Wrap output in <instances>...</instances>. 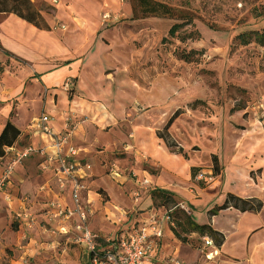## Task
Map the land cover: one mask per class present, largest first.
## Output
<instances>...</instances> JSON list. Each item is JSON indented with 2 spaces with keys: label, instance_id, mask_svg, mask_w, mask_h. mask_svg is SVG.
Listing matches in <instances>:
<instances>
[{
  "label": "rangeland",
  "instance_id": "374dc122",
  "mask_svg": "<svg viewBox=\"0 0 264 264\" xmlns=\"http://www.w3.org/2000/svg\"><path fill=\"white\" fill-rule=\"evenodd\" d=\"M31 1L49 24L50 29L43 31L50 34L54 32L61 41L67 37L69 40H65V43L68 46L73 45V40H82V45L87 46L95 33L125 34L114 35V38H118L114 42V51L121 58L130 53L132 78L139 80L150 96L156 93L163 98L160 104L163 113L160 128L176 109L179 110L167 135L176 144L171 150L176 151L182 146V153L195 161V170L191 174L193 183L200 187L213 184L219 186V182L225 179L223 169L226 164L238 159L245 169V183L249 182L256 188L258 186L260 192H264V45L253 37L248 38L247 44H242L238 37L242 32H264V0H152L171 9L170 13L163 15H142L138 11V0ZM3 16L0 15V21ZM175 23L181 26L173 35L168 34L169 28ZM9 24L11 30L17 31L20 39L8 37L7 34L3 41L32 61L10 54L0 45V79L4 83L16 78L23 66L32 69L39 53L48 51L51 46L46 36L27 32L11 22ZM124 37L126 43L122 40ZM109 43V36L102 37L103 45ZM183 52L188 60L181 58ZM60 64L61 61L55 59L52 68ZM27 71L28 68L21 73ZM58 88L63 89L68 96L75 91L74 86L67 90L63 86ZM26 98L28 100L17 108L19 118L16 120L19 124L39 110L38 104L32 102V97L26 95ZM11 99L13 106L10 115L13 116L15 103L19 101ZM156 105L151 102L145 108L146 105L137 101L130 108L132 111L135 109L134 114H140ZM3 116L4 112L0 111L1 120ZM126 122L117 124V130H126ZM26 129L29 130L28 126ZM25 143L23 140L22 144ZM114 156L122 160L124 154L115 151ZM213 156L218 161L217 174L213 169ZM39 160L37 156L24 159L22 169L18 166L15 172L22 179L12 176L10 185H6L4 191L11 199L24 200L36 216L34 228L38 227L41 231L36 236L29 235L34 228L29 231L25 229L19 236L10 238L14 240L20 237L28 241V236H34L31 247L35 248V254L41 258L38 264H70L62 255L66 260L70 257L81 260L84 247L72 237L68 240L67 234L65 236L58 231V218L48 216L50 202L62 201L57 194L59 187L56 178L41 175ZM4 164L5 160L0 159V168ZM95 165L94 172H97H93L92 178L103 179V185L96 186L95 190H98L99 201L108 204L107 209L103 208L100 214L92 211L88 215L87 224L92 228L90 222L98 221L108 229V236H114L127 226L124 220L130 216V211L124 202H111L112 195H108L106 185H111V191L115 190L116 195L120 193L122 196L124 193L129 198L136 199L138 196L141 199L143 194L139 186L142 183L137 182L131 172L128 180L123 183L112 178L110 173L116 166L120 173L128 172L124 164L118 161L106 160ZM23 170H28V173L24 175ZM200 172L206 175L212 173L213 178L200 180L196 177ZM235 185L239 191L247 190L242 180ZM116 195H113V200ZM174 198L184 204L179 198ZM6 203L3 195H0V222L17 229L13 212ZM154 205L170 212L171 226L178 230L173 219L175 205ZM184 210L190 214L187 207ZM219 220L227 225L229 221L235 222V216H221ZM247 223L248 220L240 225ZM182 234L186 238L184 241L173 234L171 227L170 231L165 229L162 244L153 261L159 264H175V261L180 264H251L248 255L232 256L219 252L222 244L217 246L214 239L208 245L204 236L197 232ZM222 234L224 241L225 235ZM32 259L26 260L25 264H35Z\"/></svg>",
  "mask_w": 264,
  "mask_h": 264
},
{
  "label": "crops",
  "instance_id": "0c3cea01",
  "mask_svg": "<svg viewBox=\"0 0 264 264\" xmlns=\"http://www.w3.org/2000/svg\"><path fill=\"white\" fill-rule=\"evenodd\" d=\"M0 15H4L0 21V45L10 54L29 60L3 41L7 34L8 37L20 39L17 31L11 30L12 26L9 22L18 25L19 28L27 32L46 36L51 43L48 51L43 50L42 53H39L40 56L34 60L32 69L23 66L20 74L8 83H4L0 79V111L4 112L3 119H0V131L7 120L12 121L20 129L21 133L14 142V146L17 148L27 145L45 147L46 153L53 155L50 139L32 126L33 118L45 112L54 118L52 125L56 132L73 129L70 144L78 150L76 161L89 165L80 171V176L86 185L82 192V203L89 208L88 215L94 210L95 213L100 214L103 212V208L107 209L108 204L99 201L98 190H95L96 186L103 185L101 177L92 178L95 164L100 165L102 161L106 160L108 162L118 161V163L124 164L123 166L128 172L120 173L118 166L112 169L110 174L117 182L123 183L128 180L130 172L136 177L137 182L142 183L143 180H147V183L139 186L140 193L143 194L141 199L138 196L136 199L129 198L124 193L122 196L120 193L116 195L115 190L111 191V185H106L108 195L110 197L112 195L111 202L119 204L124 202L130 211V216L125 217L124 220L127 226L122 229L121 234L133 233L140 224L150 221L151 218H159L162 230L170 231L169 223L163 218L166 209H158L151 197V189L158 187L172 192L175 197L179 198L184 203L183 205L190 210L194 221L199 224L210 223L214 229L224 233L225 240L219 252L232 256L246 257L248 255L251 264H264V218H262L264 216L262 214L264 212V192L261 193L258 186L256 188L249 182L245 183V169L243 165L239 164L238 159L226 164L223 169L225 179L219 182V186L213 184L200 187L191 181V167L195 166V161L190 156L187 157L182 152H178V148L176 151L171 150L165 141L157 136V131L161 129L160 122L163 119L160 106L163 98L156 93L150 96L148 90L140 85L139 80L136 81L132 78L130 75L132 61L130 53L127 57L121 58L118 52L114 51V42L118 39L114 38V35L123 32L95 33L87 46L82 45V40H70L73 45L68 46L65 43V40H69L67 37H63L61 41L54 32L50 34L43 30L38 31L35 26L14 14L0 13ZM122 35L125 36V34ZM106 36L110 38L109 45L102 44V37ZM122 40L126 43L125 37ZM102 54L105 55L104 59H102ZM53 59L60 60L61 64L52 68ZM26 68L28 71L21 73ZM67 80L71 82L70 87L74 86L75 91L71 96H68L63 89L58 88V86H63ZM26 95L32 97V102L38 104L39 110L30 114L22 124H19L16 120L19 118L17 108L28 100ZM11 98L19 101L15 103L13 116L10 115L11 106H13ZM137 101L141 105H146L145 108L151 102H155L157 105L140 114H134L135 109L133 108L132 111L130 106ZM121 121H127L126 130H117L116 125ZM26 126L29 130L26 129ZM23 140L26 142L25 144H22ZM115 151L124 154L122 160L114 156ZM31 156L40 158L39 169L42 176L55 178L52 164L45 165L43 156H39V154H30L24 159ZM0 159L6 160L7 157L2 156ZM22 161L17 164L16 168L22 167ZM44 166L45 168H43ZM16 168L12 176L22 179L21 175L15 173ZM23 172L25 175L28 170H23ZM95 172L97 171L95 170ZM131 178L129 180L132 181ZM241 180L247 190L239 191L237 189L235 184ZM10 182L11 179L7 185H10ZM57 192L63 203L68 206L72 205L68 187L64 190L59 189ZM228 192L244 198H258L262 201V207L257 212H240L234 208H226L210 217L209 210L222 204ZM113 195H116L115 200H113ZM92 200L93 203H91ZM6 206L13 213L18 208H26L34 214L20 198L11 199L6 203ZM233 215L235 222L229 221L227 225L219 220L221 216L232 218ZM246 220L248 223L241 226L240 224ZM15 223L17 229L0 222V264H25L26 260L31 257H33L32 261L38 264L41 258L35 254V248L31 247L34 236H28V241H23L20 237L12 240L13 237L19 236L26 229L17 222ZM35 225L26 230L33 229ZM90 225L92 228H89L100 236L109 235L106 233L108 229L100 225L98 221H91ZM40 231V228L36 227L29 235L37 236ZM63 235L65 234L63 233ZM67 238L70 240L71 237L67 235ZM161 244L162 237L159 247L153 251L144 264H159L153 259H155ZM62 258L70 264H88V255L84 248L81 260L72 257L66 260L63 255Z\"/></svg>",
  "mask_w": 264,
  "mask_h": 264
},
{
  "label": "built area",
  "instance_id": "2783aa9c",
  "mask_svg": "<svg viewBox=\"0 0 264 264\" xmlns=\"http://www.w3.org/2000/svg\"><path fill=\"white\" fill-rule=\"evenodd\" d=\"M70 86L69 80L63 84L66 90ZM53 120L54 118L45 112L32 120L34 129L50 139L53 155L47 154L45 147L33 145L22 148L11 145L5 148L3 156L8 155L9 157L5 160L0 172V195H3L7 202L11 201L4 187L10 181L17 164L30 154H39L43 156L45 165L52 164L59 189L64 190L68 187L72 202L71 206L63 202H50L47 214L58 218V231L83 245L88 255V264H144L153 251L159 247V241L163 235V230L159 225L160 219L151 218L150 221L140 224L133 233L127 235L119 233L114 236H100L93 232L87 224L90 210L82 203V192L86 185L80 176V171L89 165L76 161L78 150L70 144L73 129L56 132L53 129ZM212 175V173L206 175L205 172H200L196 177L207 181L213 178ZM143 183H147V180H143ZM181 207L185 209L183 204ZM13 217L15 222L26 229L32 228L36 223L35 215L26 208L14 210ZM163 218L169 222L168 215L164 214ZM204 240L206 244H212L210 238L205 237ZM175 264L180 263L175 261Z\"/></svg>",
  "mask_w": 264,
  "mask_h": 264
},
{
  "label": "trees",
  "instance_id": "16d2710c",
  "mask_svg": "<svg viewBox=\"0 0 264 264\" xmlns=\"http://www.w3.org/2000/svg\"><path fill=\"white\" fill-rule=\"evenodd\" d=\"M137 6H139L138 11L142 15L153 14V15H163L170 13V8L167 5L152 1V0H138ZM0 13H12L22 20L32 24L38 29L49 30V24L47 23L44 16L41 14L40 9L37 8L31 0H0ZM181 24H173L169 30L168 34L173 35ZM242 44H247L249 42L248 38L253 37L255 41L264 45V32L250 31L242 32L238 35ZM181 58L188 60V56L185 53H181ZM2 65L0 64V70ZM179 114V110L176 109L174 113L167 119L163 127L157 131V136L165 141L167 147L171 148L176 146L173 141L168 139L167 130L171 125L173 119ZM21 131L20 129L10 120H7L0 131V157L4 155L5 148L14 144V142L19 137ZM178 152H182L181 148H178ZM213 169L214 173L219 172L218 161L216 156H213ZM195 167H191V174L194 173ZM151 197L153 203L156 205H168L172 203L175 205L176 213L173 217L174 223L177 226L176 230L171 226L172 215L168 210H166L165 215L169 216V227H171L173 234L180 240H185V236L182 233L197 232L199 235L214 239L217 246L223 243V234L218 230L214 229L210 223L199 224L193 220L190 214H187L184 208L180 207V203L174 198V194L168 190L153 187L151 189ZM262 207V201L255 197H240L234 193L228 192L222 204L216 205L209 210V216L215 215L218 211L226 208H234L240 212H257ZM178 213V215H176ZM213 241V240H212Z\"/></svg>",
  "mask_w": 264,
  "mask_h": 264
}]
</instances>
